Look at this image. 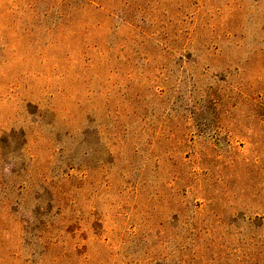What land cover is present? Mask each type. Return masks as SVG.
I'll use <instances>...</instances> for the list:
<instances>
[{"label":"rangeland","instance_id":"obj_1","mask_svg":"<svg viewBox=\"0 0 264 264\" xmlns=\"http://www.w3.org/2000/svg\"><path fill=\"white\" fill-rule=\"evenodd\" d=\"M0 264H264V0H0Z\"/></svg>","mask_w":264,"mask_h":264}]
</instances>
